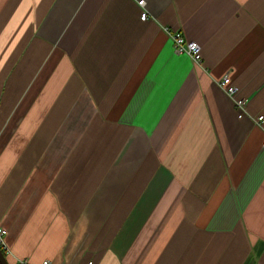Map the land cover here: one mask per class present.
<instances>
[{
  "label": "crops",
  "instance_id": "1",
  "mask_svg": "<svg viewBox=\"0 0 264 264\" xmlns=\"http://www.w3.org/2000/svg\"><path fill=\"white\" fill-rule=\"evenodd\" d=\"M260 116L264 0H0L9 264H264Z\"/></svg>",
  "mask_w": 264,
  "mask_h": 264
},
{
  "label": "built area",
  "instance_id": "2",
  "mask_svg": "<svg viewBox=\"0 0 264 264\" xmlns=\"http://www.w3.org/2000/svg\"><path fill=\"white\" fill-rule=\"evenodd\" d=\"M140 6H145V0H138ZM148 18V12L143 11L141 13V19L146 20ZM172 38L174 51L178 54H188L192 59L197 62H202V46L196 41L188 40L181 32H170ZM222 88L233 96L236 104L239 117H243L247 112L248 100L245 97L238 95L237 87L233 85L230 81L229 75H226L221 81ZM264 120V116L258 117V122L261 123ZM262 149L264 150V140L262 142ZM6 230L0 227V244L4 246V237L6 235ZM20 264H28L25 260L21 261ZM43 264H49V261H45ZM91 264V263H89Z\"/></svg>",
  "mask_w": 264,
  "mask_h": 264
},
{
  "label": "water",
  "instance_id": "3",
  "mask_svg": "<svg viewBox=\"0 0 264 264\" xmlns=\"http://www.w3.org/2000/svg\"><path fill=\"white\" fill-rule=\"evenodd\" d=\"M0 264H9L6 255L2 251L1 245H0Z\"/></svg>",
  "mask_w": 264,
  "mask_h": 264
},
{
  "label": "trees",
  "instance_id": "4",
  "mask_svg": "<svg viewBox=\"0 0 264 264\" xmlns=\"http://www.w3.org/2000/svg\"><path fill=\"white\" fill-rule=\"evenodd\" d=\"M1 245V244H0ZM1 247H2V251L4 252V254L6 255V249H5V247L3 246V245H1Z\"/></svg>",
  "mask_w": 264,
  "mask_h": 264
}]
</instances>
